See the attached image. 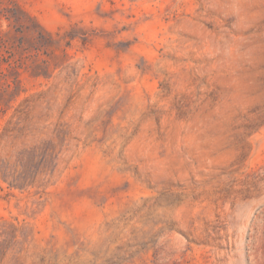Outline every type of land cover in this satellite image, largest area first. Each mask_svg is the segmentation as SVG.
<instances>
[{
    "label": "rangeland",
    "instance_id": "obj_1",
    "mask_svg": "<svg viewBox=\"0 0 264 264\" xmlns=\"http://www.w3.org/2000/svg\"><path fill=\"white\" fill-rule=\"evenodd\" d=\"M0 29V264H264V0H0Z\"/></svg>",
    "mask_w": 264,
    "mask_h": 264
},
{
    "label": "trees",
    "instance_id": "obj_2",
    "mask_svg": "<svg viewBox=\"0 0 264 264\" xmlns=\"http://www.w3.org/2000/svg\"><path fill=\"white\" fill-rule=\"evenodd\" d=\"M18 16V15H17ZM13 17H16V14H14L13 15ZM18 19H20V18H18ZM40 34H41V36H42V33L41 32H39ZM6 39H5V35H4V33H3V31L0 29V41H5Z\"/></svg>",
    "mask_w": 264,
    "mask_h": 264
}]
</instances>
